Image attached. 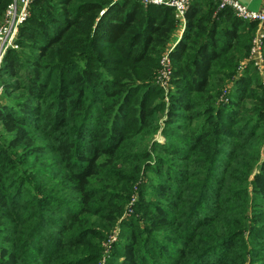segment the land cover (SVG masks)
Returning <instances> with one entry per match:
<instances>
[{"label":"trees","instance_id":"trees-1","mask_svg":"<svg viewBox=\"0 0 264 264\" xmlns=\"http://www.w3.org/2000/svg\"><path fill=\"white\" fill-rule=\"evenodd\" d=\"M28 12L0 63V264H98L134 195L105 264H264L257 23L190 0L173 44L167 6Z\"/></svg>","mask_w":264,"mask_h":264},{"label":"built area","instance_id":"built-area-1","mask_svg":"<svg viewBox=\"0 0 264 264\" xmlns=\"http://www.w3.org/2000/svg\"><path fill=\"white\" fill-rule=\"evenodd\" d=\"M143 4L162 5L170 7L174 10V15L180 23L183 24V16L188 8L190 0H139ZM242 0H218V8H229L231 9L237 18L255 22L259 27H264V0H261L259 9L252 10L249 7L241 4ZM32 0H12L5 10V22L0 25V63L5 52L8 49H15V38L18 32L19 26L28 17V8ZM264 34H256L253 41L249 55V61L256 66L262 74L263 85H264V69L262 65V38ZM169 58L165 54L161 59L162 71L160 73V79L162 76L164 80L159 82H166L169 77ZM163 71L165 74H163ZM168 74V75H167ZM167 75V76H166ZM163 82V83H164Z\"/></svg>","mask_w":264,"mask_h":264},{"label":"rangeland","instance_id":"rangeland-1","mask_svg":"<svg viewBox=\"0 0 264 264\" xmlns=\"http://www.w3.org/2000/svg\"><path fill=\"white\" fill-rule=\"evenodd\" d=\"M241 4H243L245 6L248 4L249 9L256 10L258 4L259 5L261 4V0H242L241 1ZM5 10H6V8H5ZM5 10H4L3 14L0 17V25L5 22ZM180 29H181V27H180ZM179 30H178V32H179ZM261 33L264 34V27H259L257 25L256 31H255V35L256 34H261ZM176 35H177V33H176ZM176 35H174L173 44L175 42H177V40H179V38H180V37L178 39L176 38V41H175ZM251 47H252V45H251ZM261 51H262V47H261ZM261 54L263 55V53H261ZM163 55H165V53H163ZM244 63L245 62L242 61L240 63V66H242ZM159 65H160V68L158 69V72H159V76H160V73L162 71L161 61H159ZM262 65H263V69H264L263 57H262ZM253 67L255 68L256 74L258 75V78H259V82H260V84H261V86L263 87V90H264V85H263V82H262L263 81V79H262L263 77H262L261 71L256 66L253 65ZM163 74H165L164 71H163ZM159 80H164L163 76H162V79H159ZM163 82H160L159 83V86L162 89H166L165 88L166 87L165 82L164 83ZM0 93H1V91H0ZM155 139L158 142L163 143V138L159 134H157L155 136ZM135 198H136L135 195L132 196V200H130V202H128L124 206V208H123L122 213L120 214V216L113 223V225L110 227V229L105 233V236L106 237L104 238V240L101 243V257H100V259L98 261V264H105L106 263V260L109 258L110 253L112 251V245L118 241V237L120 235V230H121V222L124 221V220H127L130 216L133 215V208L131 207V204L133 203V201H134Z\"/></svg>","mask_w":264,"mask_h":264},{"label":"crops","instance_id":"crops-1","mask_svg":"<svg viewBox=\"0 0 264 264\" xmlns=\"http://www.w3.org/2000/svg\"><path fill=\"white\" fill-rule=\"evenodd\" d=\"M260 5H261V4H260ZM260 5L258 4L256 10L259 9ZM246 6L248 7V4H247ZM180 27H181V29H182V23H181V26H180ZM181 29L179 30L178 34L176 35L175 40H176V38L178 39V38L180 37Z\"/></svg>","mask_w":264,"mask_h":264}]
</instances>
